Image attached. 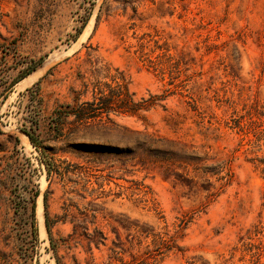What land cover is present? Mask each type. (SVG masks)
<instances>
[{"label":"rangeland","instance_id":"rangeland-1","mask_svg":"<svg viewBox=\"0 0 264 264\" xmlns=\"http://www.w3.org/2000/svg\"><path fill=\"white\" fill-rule=\"evenodd\" d=\"M142 41L178 58L170 78ZM30 60L23 78L37 75L11 85ZM105 65L135 99L165 98L143 118L57 123L92 98L84 82L108 80ZM229 79L264 103V0H0V264H264V233L239 249L264 225V147L234 151L239 135L216 122L227 113L209 89ZM167 230L171 251L152 243Z\"/></svg>","mask_w":264,"mask_h":264},{"label":"trees","instance_id":"trees-1","mask_svg":"<svg viewBox=\"0 0 264 264\" xmlns=\"http://www.w3.org/2000/svg\"><path fill=\"white\" fill-rule=\"evenodd\" d=\"M148 48L149 51L145 50ZM159 52L155 51V48H150L148 43L140 42L139 44V56L144 58L147 57L148 52L153 53V56L148 58L147 61L150 66L156 69L159 75L163 78L165 74L171 77V71L173 68H177L179 64L178 58H175L173 54L168 52V48L159 47ZM38 61L30 60V63L20 72L17 77L13 79L11 85L23 78L29 72L34 70ZM110 67L105 65V70L107 73L104 77H107V81H102L95 79L93 81L84 82L83 86L87 91L91 88L92 98L90 100L82 101L80 103H75L73 105L66 104L68 111L65 113H59L58 110L54 111V118L58 119L57 123H63L66 117L71 116L74 121L79 123H86L90 120H101L103 115L108 119L109 114L116 111L126 112L130 115H136L138 118L144 117V112L148 111L150 108L158 105V102L165 98V94H149L147 97L141 96L139 99H135V93L130 90L128 82L125 81L124 77L120 74L117 68L114 69V73H110ZM198 76L202 74L201 71L194 72ZM180 81L175 85L178 86ZM176 88V87H175ZM210 88V87H208ZM213 99L215 100V106L217 108H223L224 112L227 113L225 117L221 120L216 119L218 124H222L226 129L234 131L239 135L237 146L234 151L242 149L243 151H249L254 153L264 147V103H261L257 99H242V97H235L234 91L231 88V80L222 81L219 87H211ZM209 90L207 92H209ZM187 95V94H186ZM189 96V94H188ZM202 94H194L192 101L196 103L202 98ZM211 97H206L211 100ZM206 107L209 108V105ZM198 114L205 113V109L197 110ZM209 118H213L212 112L207 114ZM201 116V115H200ZM211 119L208 121L210 122ZM219 128V127H217ZM22 131L29 137L32 143L36 144V137L32 130L22 128ZM233 156V155H232ZM258 163L256 167L264 174V157L258 158L253 157ZM230 171H227L224 175H220L219 179H223L227 176L230 180ZM264 177V175H263ZM222 185V184H221ZM38 195V192H35ZM43 204L46 209V196H43ZM34 200L32 203L31 216H34ZM45 215V225L47 232H50L47 211L44 212ZM264 233V225L254 224L253 228H248L244 235L239 239L240 246L239 249L243 252H249L253 247L256 246L252 240L254 236ZM177 230L169 232L167 230L164 234L156 233L153 237L152 243L162 244L165 251H171L178 247L176 243ZM259 243H262L261 237L257 236ZM261 251H252L251 256H256L258 259L261 256Z\"/></svg>","mask_w":264,"mask_h":264},{"label":"bare ground","instance_id":"bare-ground-1","mask_svg":"<svg viewBox=\"0 0 264 264\" xmlns=\"http://www.w3.org/2000/svg\"><path fill=\"white\" fill-rule=\"evenodd\" d=\"M37 72V71H36ZM32 74V73H31ZM37 74L35 73V74H33V75H28L25 79L23 78V81H21V85H24L26 82H28V81H30V80H32L35 76H36ZM20 83V82H19ZM20 86V85H19ZM26 137V136H25ZM38 202H37V211H36V214H37V216L39 217V219H40V221H41V223H42V213H41V208H42V200H41V196H40V198H38V200H37ZM40 223V224H41ZM42 225H43V223H42ZM42 227V226H41Z\"/></svg>","mask_w":264,"mask_h":264}]
</instances>
